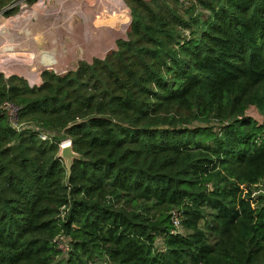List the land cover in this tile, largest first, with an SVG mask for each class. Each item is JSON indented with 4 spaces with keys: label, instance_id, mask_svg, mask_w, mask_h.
Returning <instances> with one entry per match:
<instances>
[{
    "label": "trees",
    "instance_id": "trees-1",
    "mask_svg": "<svg viewBox=\"0 0 264 264\" xmlns=\"http://www.w3.org/2000/svg\"><path fill=\"white\" fill-rule=\"evenodd\" d=\"M79 1L33 9L42 28L0 23V71L60 69L121 26L94 8L90 34ZM95 1L126 21L107 51L130 11L115 50L63 75L0 74V264H264V199L251 195L264 180V0ZM64 140L82 157L69 173Z\"/></svg>",
    "mask_w": 264,
    "mask_h": 264
},
{
    "label": "rangeland",
    "instance_id": "rangeland-1",
    "mask_svg": "<svg viewBox=\"0 0 264 264\" xmlns=\"http://www.w3.org/2000/svg\"><path fill=\"white\" fill-rule=\"evenodd\" d=\"M47 1L48 0H37V1L0 0V23L10 24L11 28L13 27V29H11V30L14 33H18V32H20V30L25 31V29L31 31V30L38 28V27L42 28V27H44L43 25H45L44 23H46V22L42 18H37L38 17L37 12L34 11L33 9H37V7L40 4L46 3ZM124 1H123V4H124ZM35 3H37V4L34 5ZM90 4H94V6L91 7ZM124 6H125L126 10H128V16H129L128 24H129L131 21L130 11L126 7L125 4H124ZM94 8L99 13L104 12L105 10L112 12L113 19L119 20L120 25H121L119 27H116V29H118L116 31H112V32H108V33L106 32V35H104L105 40L99 48L97 46H91L88 48L87 53H85V54H81L80 53L81 49H78L77 54L75 56L73 55L71 57L72 59H70L69 62L64 64V66L60 69L57 66L58 61L56 59H53L52 64H50V66L46 67V68H39V69H35L34 71H28L26 68H22L19 71H11L10 73L0 71V74L4 75L6 77L10 76V75H18V76H21L24 78H29V76H33V75L39 73L40 71L48 70V71H54L57 74L63 75L67 71L73 70L77 66L78 62L81 60H85V61L89 62V61H92L94 58H104L107 54H109L110 52H112L113 50L116 49V42L118 40L126 37L128 29H126L124 36L117 37L114 39V46H112L109 49V51H107L109 48L110 37L113 35L121 34L124 31L126 21H125L124 16L114 13L113 7H110L106 1L98 2L95 0H80L78 2V13L76 16L80 21H82V22L86 21L87 22L88 32L90 34H94L95 32L97 34L99 32L95 29V25L93 23V19L91 16V12ZM202 13L207 14L206 11H203ZM19 28H24V29H19ZM127 28H128V26H127ZM68 40L71 41L72 37L70 36L69 39H66V41H68ZM92 51H95L99 54L90 55V53ZM25 74H27V75H25ZM53 135L57 136L58 133H54ZM248 192H250V191L248 190ZM251 195L252 196L262 195V197L264 199V180L261 181V183H259V185L252 187ZM158 242H160V245H158V243H157L156 248L157 249L163 248L161 238H159Z\"/></svg>",
    "mask_w": 264,
    "mask_h": 264
},
{
    "label": "built area",
    "instance_id": "built-area-1",
    "mask_svg": "<svg viewBox=\"0 0 264 264\" xmlns=\"http://www.w3.org/2000/svg\"><path fill=\"white\" fill-rule=\"evenodd\" d=\"M178 1L182 2L183 0H178ZM2 106H3V109H5L7 111V115L9 117V120H10L12 127L15 128L16 130L22 129L23 126L21 124H19L17 121L18 107H16L15 105H13L12 103L7 102V101L4 102ZM32 130L36 131L38 137L43 141H52L53 140L54 135L52 133H48L46 131L36 129V128H33ZM65 141H69V140H64L62 142H65ZM257 185H259V183L255 184L254 186H257ZM63 209H64V207L61 208L60 213L58 215L61 220L64 219V215H65V210H63ZM171 222L173 225L172 232L181 233L182 228H181L180 220H179L176 212H172ZM158 241H159V238L157 239L156 244L158 243V245H160V242H158ZM53 243L55 244L56 248L60 252L59 258L60 259H66L67 255L70 251V245H69L70 239H69V237H67L65 235H58L53 239ZM156 244H155V246H156ZM160 249H162V248H160ZM87 264H106V263L97 259V258H94V259L88 261Z\"/></svg>",
    "mask_w": 264,
    "mask_h": 264
},
{
    "label": "water",
    "instance_id": "water-1",
    "mask_svg": "<svg viewBox=\"0 0 264 264\" xmlns=\"http://www.w3.org/2000/svg\"><path fill=\"white\" fill-rule=\"evenodd\" d=\"M130 28V23L128 24V30ZM127 37V36H126ZM122 38V39H126ZM117 48V46H116ZM91 62V61H89ZM58 157L61 158L65 164L66 169L68 170V173L70 172L71 166L74 162V160H80L82 157L76 153L71 145V141H65L60 144Z\"/></svg>",
    "mask_w": 264,
    "mask_h": 264
}]
</instances>
